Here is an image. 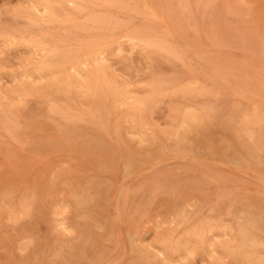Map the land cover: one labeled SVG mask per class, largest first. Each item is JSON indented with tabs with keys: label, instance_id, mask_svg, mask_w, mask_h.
Segmentation results:
<instances>
[{
	"label": "rangeland",
	"instance_id": "rangeland-1",
	"mask_svg": "<svg viewBox=\"0 0 264 264\" xmlns=\"http://www.w3.org/2000/svg\"><path fill=\"white\" fill-rule=\"evenodd\" d=\"M0 0V264H264V0Z\"/></svg>",
	"mask_w": 264,
	"mask_h": 264
},
{
	"label": "bare ground",
	"instance_id": "bare-ground-1",
	"mask_svg": "<svg viewBox=\"0 0 264 264\" xmlns=\"http://www.w3.org/2000/svg\"><path fill=\"white\" fill-rule=\"evenodd\" d=\"M42 3L41 8L46 12L47 11V5L49 4L50 0H41Z\"/></svg>",
	"mask_w": 264,
	"mask_h": 264
}]
</instances>
